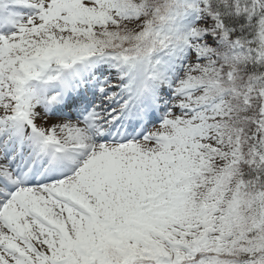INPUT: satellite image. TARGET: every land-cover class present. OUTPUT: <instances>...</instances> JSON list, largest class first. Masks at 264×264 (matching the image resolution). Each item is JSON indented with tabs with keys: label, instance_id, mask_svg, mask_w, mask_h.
<instances>
[{
	"label": "snow or ice",
	"instance_id": "obj_1",
	"mask_svg": "<svg viewBox=\"0 0 264 264\" xmlns=\"http://www.w3.org/2000/svg\"><path fill=\"white\" fill-rule=\"evenodd\" d=\"M0 264H264V0H0Z\"/></svg>",
	"mask_w": 264,
	"mask_h": 264
}]
</instances>
